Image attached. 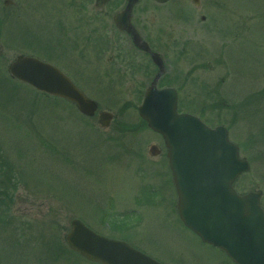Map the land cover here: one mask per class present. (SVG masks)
Here are the masks:
<instances>
[{
	"label": "rangeland",
	"instance_id": "obj_1",
	"mask_svg": "<svg viewBox=\"0 0 264 264\" xmlns=\"http://www.w3.org/2000/svg\"><path fill=\"white\" fill-rule=\"evenodd\" d=\"M4 1L0 0V264H90L61 243L71 218L101 235L129 242L161 264H232L178 219L167 159L149 153L155 145L165 154L163 142L137 114L145 84L128 83L129 71L135 69L132 61L124 59L118 66L99 59L96 73L94 58L69 55L61 26L54 24L63 18V3L69 0H9L6 6ZM178 1L155 5L143 0V10L136 9L133 19L137 24L141 19L155 48L168 51L161 54L174 76L177 66L180 79L173 88L181 100L179 111L209 128L224 127L238 146L250 170L236 180L234 189L239 194L260 190L264 210V0H208L227 7L216 16L224 29L217 35L182 36L190 41L188 47L194 43L197 51L203 49L202 56L195 55L198 59L188 55L187 46L179 52L177 32L185 33L182 24L189 21L184 14L194 7L188 0H182L183 5ZM18 55L37 56L60 69L100 110L116 116L110 127L101 129L97 114L84 118L70 103L11 79L7 66ZM131 59L144 63L141 57ZM112 78L115 84L108 83ZM111 216L118 218L110 221ZM124 222L130 227L120 230ZM56 242L61 243L59 251L49 255Z\"/></svg>",
	"mask_w": 264,
	"mask_h": 264
},
{
	"label": "water",
	"instance_id": "obj_2",
	"mask_svg": "<svg viewBox=\"0 0 264 264\" xmlns=\"http://www.w3.org/2000/svg\"><path fill=\"white\" fill-rule=\"evenodd\" d=\"M135 1L128 0L124 18H116L118 26L128 23ZM7 72L37 92L74 104L87 118L93 117L98 108L58 69L36 58L18 56L8 64ZM138 114L164 140L177 194L176 209L183 225L234 264H264L261 192L239 196L233 190L234 181L249 170V165L239 158L226 130H211L193 116L177 115L176 92L157 90L155 83L146 91ZM111 120V114L99 113L102 129L108 128ZM64 242L71 252L94 264H159L125 242L94 233L76 218L69 220Z\"/></svg>",
	"mask_w": 264,
	"mask_h": 264
},
{
	"label": "flooded vegetation",
	"instance_id": "obj_3",
	"mask_svg": "<svg viewBox=\"0 0 264 264\" xmlns=\"http://www.w3.org/2000/svg\"><path fill=\"white\" fill-rule=\"evenodd\" d=\"M188 1L194 8H187L188 10L183 9L186 10V13L184 14L186 19H181L189 21V23H186V25L182 24V26L186 27V30L184 29L185 33L184 31L177 32L180 39L182 36H190V38L193 39L195 36L202 34V37L208 36L211 33L217 35L218 32L223 31L224 26L218 23L219 19L216 16L218 14L217 10L227 7H217V3L215 4V2H209L208 0ZM178 2L180 5H183L182 0H179ZM142 3H144L143 0H138L132 8L130 16L131 26L133 30L136 31L139 38L137 43L133 41L131 33H125L119 30L114 22L115 17L125 10L126 0H108L106 3H102L99 0H69V2L63 3V5L65 4L63 18L56 23H54V20L53 23L61 26L60 32L64 40L62 41L69 55L94 58V72L96 73L100 72L99 59H104L105 62L110 65L117 63L118 66L125 64L124 59H126V62H129L130 59L132 61L131 67L135 69L129 71L128 83H133V85L138 83L142 84L145 80L148 81L152 78L155 71L158 72L150 53L143 50V43L150 40L146 37L144 29H142L143 26L141 19H139L138 24L135 22V19H133L136 14V9L140 7L139 10H143ZM200 11L203 12L202 15H198ZM210 11H212V13ZM209 15H211V17L208 18ZM100 21L102 25L98 26ZM206 22H208L207 27L204 26V23ZM103 31L106 35H103ZM219 35H221V33H219L218 36ZM192 39L190 40L193 41ZM199 39L197 43H200ZM188 41L189 40L187 39H181V41H179L180 45H182L179 50L180 53H184L185 46H187L186 42ZM150 43L153 46L151 41ZM222 46H220V49L224 50V46ZM187 48H189L188 55H191L192 59L196 57L195 55L199 57L202 56L201 52L198 53L200 55L197 54L198 51L197 48L194 47V43H192L189 47L187 46ZM0 49L3 50L2 45H0ZM162 53H168V51L166 50L165 52L164 50ZM221 54L222 53H220L217 57H220ZM132 57H141L144 63L139 62L137 59H131ZM199 57H196V59ZM176 70H178L177 66ZM104 73L106 74L105 76L107 79L109 77V73L105 71L102 74ZM173 76L174 74L172 71L170 76L168 75V78L164 79L162 83L174 85L175 81L178 79L177 71L172 79ZM94 78V81L96 82L97 79L95 76ZM108 83L115 84V80L112 78V81H108ZM156 153L158 157H161L162 155L165 156L162 149H158Z\"/></svg>",
	"mask_w": 264,
	"mask_h": 264
},
{
	"label": "trees",
	"instance_id": "obj_4",
	"mask_svg": "<svg viewBox=\"0 0 264 264\" xmlns=\"http://www.w3.org/2000/svg\"><path fill=\"white\" fill-rule=\"evenodd\" d=\"M5 192V191H4ZM2 196H4L5 197V195H7V192H5V194L3 193V194H1ZM6 198V197H5ZM10 199V198H9ZM6 201H9V200H6ZM61 243H62V241H61ZM61 243H59V242H56V244L54 245H50V252H49V249H48V254L49 255H52V253L53 252H57V251H59V249H60V247H61Z\"/></svg>",
	"mask_w": 264,
	"mask_h": 264
}]
</instances>
